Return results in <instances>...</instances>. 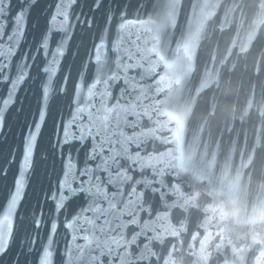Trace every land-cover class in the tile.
<instances>
[{"label":"water","instance_id":"1","mask_svg":"<svg viewBox=\"0 0 264 264\" xmlns=\"http://www.w3.org/2000/svg\"><path fill=\"white\" fill-rule=\"evenodd\" d=\"M29 2L37 6L31 9L30 15L25 14L22 35L15 32L12 19L22 0H11V8L6 9L7 17L0 15V65H7L5 72L11 78L17 77L19 67L24 64L28 65L27 71L32 74L27 83L21 82L15 89L18 98L0 113V162L9 161L6 164V168L11 169L8 181H11L13 176H19V170L24 167L21 145L36 111L34 81L37 79V72H42L43 68L49 66L47 61L52 59V54L56 51L53 34L57 42L63 35L58 27L63 17H57L54 26L50 15L55 12V5L59 0ZM158 2L159 0H105L104 7L96 11L89 8L86 0H79L74 8L69 9L72 13V27L69 29L68 45L64 49L66 59L64 56H58L57 59L71 67L83 58L84 70L87 72L88 54L92 51V46L99 43L103 46L93 53V61L98 54L108 65L106 76L111 75L117 71L116 56L113 52L116 42H120L121 51L127 49L133 53L138 47H152L154 41L150 38L153 33L147 31L152 25L141 24L139 21L155 20ZM196 3L197 0H179L175 13L178 27L168 29L170 46L173 49V53L169 54V61L175 59V49L183 42L181 33L184 32L183 40L190 41L189 51L192 59L182 55L178 71L182 72L189 63L192 70L184 77L180 91L173 101L161 109L174 114L181 113L185 108L191 109L185 120L182 147L186 153L194 154L195 164L192 171L182 174L179 181L173 175L165 174L162 190L168 192L175 186L173 194L164 203L157 197L152 205V218L155 220L158 213L163 217L156 221L161 230L179 228L183 222L185 231L176 239L166 237L163 249L158 243L153 245L154 248L151 245L149 247L150 250L166 254L168 247L171 250V245L175 244L173 259L176 264H196V257L190 253L198 251L201 242L205 241L209 242L216 257L213 264H224L223 257L235 260L234 248L243 250V261L237 260L236 264H264V219L257 211L264 206V0H208L209 7L205 11L211 12L212 15L207 19L193 7ZM114 14L116 19L113 21ZM77 17L81 21L85 18L90 22L93 18L95 20L89 28L88 24L77 23ZM125 20L132 23L123 31H119L118 25ZM45 25L53 30L45 32L48 50H37L38 45L44 44V40L39 39V36ZM198 27L199 34L194 40H190ZM9 35L14 36L11 42L8 40ZM145 41L148 43L145 44ZM124 59L126 60L127 56ZM151 60L155 61L156 57H151ZM52 67L57 70V75L53 77L55 83L63 74L60 63ZM157 72L161 76H167L171 74L172 69L161 65L157 67ZM128 74L136 75L135 72ZM83 79L81 76L78 81L83 82ZM94 82L93 70L88 83ZM143 83L151 84L152 80L146 78ZM167 83L169 81L166 78L160 86L165 87ZM10 84L11 80H0V97H7ZM105 87L104 84H99L94 91H103ZM123 87L125 85L121 80L113 84L110 91L116 97ZM87 91L88 89L84 88L85 95ZM159 98L164 99L163 96ZM150 103V100L145 101V104ZM3 107L0 101V108ZM73 114V106L65 98L47 115L46 121L42 122V135L38 137V144L34 148L35 175L32 174L31 168L25 173V188L21 193L23 204L20 206L19 217H16L15 211L9 213L7 207L0 210V236L7 237L11 226L16 225L15 238L10 240L8 253L0 259V264H33V255L21 256L22 252L30 251L26 250L25 232L18 223V220L25 218L44 220L39 229H31L33 238L38 239V244H47L51 221H57L53 264H62L65 244L71 240L70 230L63 226L65 217L71 218L74 211L83 206L85 201L83 198L74 199L64 211L57 213V201L52 200L51 196L56 192L58 180L62 179L68 156L71 155L73 162L78 166H83L85 152L91 146V141L85 145L71 139L73 135H79L77 126L71 123ZM166 121L167 117L159 114H154L152 120L142 119L140 127L135 129L137 133L149 129L155 131L143 141L146 151L130 144L129 154L135 155L140 151L142 156L156 155L165 153L169 147L175 148L174 144L165 146L155 139L157 136L172 138L166 128L174 129L175 125L167 124L166 128L161 130ZM64 125H68L67 144L58 143L66 139ZM125 131L132 135L133 130ZM163 158L171 159L170 156ZM209 161H212L211 166ZM101 175L103 177V174ZM129 175H134L136 180L153 179L151 169L145 170L143 174L132 170ZM8 181L0 183L7 184ZM134 185L135 181L127 185L124 196V203L127 204L131 200L132 208H135V195L129 197L128 193L133 192ZM230 185L234 187L230 188ZM155 186L161 187L158 183ZM108 191L112 192L114 189L109 187ZM135 192H144L143 185L135 186ZM188 197L197 199L187 211H180L178 208L172 211L164 206L183 205ZM123 206L124 204L121 205ZM136 211L139 212V209ZM147 219L148 215L144 213L141 224ZM138 231L139 227L129 226L125 229L126 239H132ZM193 234L198 235L195 241L192 239ZM209 234L212 237L210 241ZM77 242L84 243L83 240ZM147 243L144 237H140L136 245L129 246L128 251L139 254ZM38 244L32 247H38ZM216 244L223 246L220 256L215 252ZM118 251L123 255L124 249ZM98 264H120V259L101 257ZM143 264H149V261H144ZM150 264L157 262L152 260Z\"/></svg>","mask_w":264,"mask_h":264},{"label":"snow or ice","instance_id":"2","mask_svg":"<svg viewBox=\"0 0 264 264\" xmlns=\"http://www.w3.org/2000/svg\"><path fill=\"white\" fill-rule=\"evenodd\" d=\"M86 2L90 9L96 11L102 9L105 4V0H86ZM78 3L79 0H69V2L59 0L55 5V12L50 14L54 26L57 23V17H63V20L59 21L58 24L63 35L57 42L55 34H53L56 51L52 54V59L47 61L49 66L43 68L42 72L38 71L37 79L34 81L37 103L29 131L21 145L24 167L19 170V176H13L11 181H8V173L11 169L10 167L6 168V164L9 161L0 162V182L8 181L7 184L0 183V210L7 207L9 213L15 211L16 217H19L20 206L23 204L21 193L25 188V173L31 168L32 174L35 175L34 148L38 144V137L42 135V122H45L47 115L62 99L66 98L74 109L71 123L77 126L79 132V135H73L71 139L85 145L91 141V146L85 152L83 166H78L73 162L71 155L68 156L67 163L63 167L62 179L58 180L56 192L51 196L52 200L57 201L55 205L57 213L64 211L74 199L83 198L85 201L83 206L74 211L71 218L65 217L63 226L66 230H70L71 240L65 244L62 264H98L101 257H112L113 259L119 257L120 264H143L144 261H149L150 264L152 260H155L157 264H176L173 259L176 252L175 244L171 245V250L168 247L166 254L150 250L149 246L154 248L153 245L158 243L163 249L166 237L176 239L185 231L183 222L180 223L179 228L161 230L156 221L163 219V217L158 213L155 220L152 218V205L157 197L164 203L173 194L175 186H172L168 192L162 190L165 174L173 175L179 181L182 174L190 173L195 164L194 154L192 152L186 153L182 147L185 120L191 109L185 108L179 114L161 111L165 105L173 101L180 91L184 77L192 70L191 63H189L182 72L178 71L182 55L189 60L192 59V54L189 51L190 41L183 40L184 32L181 33L183 42L175 49V59L169 61V54L173 53V49L170 46L168 29L178 27L175 13L179 0H159L156 5V19L139 21L141 24L152 25L147 29L148 32L153 33L150 38L151 41H154L152 47H138L133 53L127 49L121 51L120 42L113 45L117 71L107 76L106 68L108 65L101 60L98 54L95 55L93 61V53L98 52L99 48L103 46L102 44L97 43L92 46V51L88 54L87 72L84 70L83 58L78 64L73 63L71 67L64 65L57 59L58 56H64L66 59L64 49L68 45L69 29L72 27V13L69 9L74 8ZM36 6L29 0H22L19 10L12 17L17 34L22 35L24 33L23 20L25 14L30 15L31 9ZM193 7L199 10V14L204 19L212 15L211 12L205 11L209 7L208 0H197ZM10 8L11 0H0V15L7 17L6 9ZM117 11L119 12V9ZM112 19L113 21L116 19L115 14ZM94 20L95 18L90 22L85 18L84 21H81L77 17V23L88 24L89 28ZM105 20H107V13ZM131 23V21L125 20L124 23L118 25L119 31H123ZM202 26L203 20L200 21V27ZM200 27L192 34L190 40H194L199 34ZM52 31V28H48L47 25L41 29L39 39L44 40V44L38 45L37 50L40 48L48 50L45 32ZM99 31L102 32V29ZM8 40L13 41L14 36L9 35ZM147 43L148 41H145V44ZM70 50L69 47L68 51ZM125 56H127L126 60L124 59ZM137 56L139 59H136ZM153 56L156 57L155 61L151 60ZM133 60L135 62H132ZM58 63L61 64L60 70L63 75L54 83L53 77L57 75V70L52 65ZM161 65L172 69L171 74L159 75L157 67ZM6 68V64L0 65V80H11V84L8 86L7 97H0V101L4 105L3 108H0V113H3L7 106L18 98L15 89L21 85V82L27 83L32 76L31 72L27 71V64L19 67L16 78L7 76ZM93 70L95 82L88 83V78ZM129 72H135L136 75L130 76ZM45 75L47 80H45ZM81 76L84 77L83 82L78 81ZM146 78L151 79L152 83L144 84L143 81ZM166 78L169 83L165 87H161L160 85ZM121 80H123L125 87L121 88L119 96L114 97L110 91L111 86ZM99 84H104L106 87L103 91H94ZM84 88L88 89L87 95L84 93ZM161 96L164 99H160ZM149 100L151 103L145 104V101ZM154 114L167 117L166 124L161 126V130L165 129L167 124L175 125L174 129L166 128L167 132L171 134V139L164 136H157L155 139L162 145L174 144L176 147H169L165 153L156 155L142 156L140 151H137L135 155H130V144H135L137 149L146 151L143 141L151 137L155 129L140 131L139 133L135 129L140 127L142 119L152 120ZM130 117H134V119H130ZM156 123L159 124L158 121ZM125 129L133 130L132 135H128ZM63 131L66 139L58 141V143L67 144L69 142L67 139L68 125L63 126ZM175 153H179V155H175ZM165 156H170L171 159H164ZM208 163L211 166L212 161ZM147 169L152 170V180H136L134 175H129L132 170H138L143 174ZM133 181H135L133 192L128 193V196L135 195V208L130 207L131 200L127 204L124 203L125 189ZM157 183L161 187H156ZM139 185H143L144 192L137 194L135 186ZM109 187L114 191L109 192ZM229 187H234V185ZM196 199V197H188L183 205L168 206L164 204V206L171 208L172 211L177 210V208L180 211H187L189 207L193 206ZM122 204H124L123 207H121ZM136 209H139V212ZM257 211L260 217L264 219V206ZM144 213H147L148 219L143 220L141 224L140 221L143 219ZM126 217H131V219H126ZM18 223L25 232L26 250L30 249V251L22 252L21 256L33 255V264H53L54 234L58 229L57 221L55 219L51 221L47 244H38V239L33 238L31 231L33 228L39 229L44 223L43 219L25 218L18 220ZM133 225L139 227V231L135 232L132 239H126L125 229ZM15 235L16 225L13 224L7 237L0 236V259L7 255L10 240H14ZM140 237H144L148 243L144 245L139 254L128 251L129 246L136 245ZM197 237V234H193V241ZM211 239L209 234L208 241ZM78 240H83L84 243H78ZM37 244L38 247H32ZM118 249H124L123 255ZM222 251V244H216L217 256H220ZM242 251V249L234 248L235 260L223 257L224 264H236L237 260L242 262ZM93 253H98V255ZM190 255L196 257V264H213V260L216 259L210 249L209 242L205 241L201 242L198 251L192 252Z\"/></svg>","mask_w":264,"mask_h":264}]
</instances>
